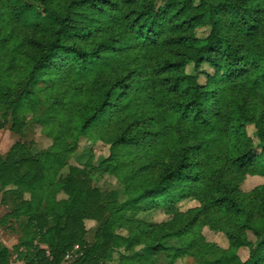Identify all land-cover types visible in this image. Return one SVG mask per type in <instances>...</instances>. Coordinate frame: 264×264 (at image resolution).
<instances>
[{
  "label": "trees",
  "instance_id": "obj_1",
  "mask_svg": "<svg viewBox=\"0 0 264 264\" xmlns=\"http://www.w3.org/2000/svg\"><path fill=\"white\" fill-rule=\"evenodd\" d=\"M0 109L15 132L33 113L54 138L37 155L22 142L0 153V198L17 202L0 224L22 229L23 264H64L77 245L70 264H115L116 251L119 264H264V184L241 189L264 176V0H0ZM81 139L111 144L125 201L69 164ZM163 199L169 220L137 218ZM186 199L199 206L181 213Z\"/></svg>",
  "mask_w": 264,
  "mask_h": 264
},
{
  "label": "rangeland",
  "instance_id": "obj_2",
  "mask_svg": "<svg viewBox=\"0 0 264 264\" xmlns=\"http://www.w3.org/2000/svg\"><path fill=\"white\" fill-rule=\"evenodd\" d=\"M207 29H201L198 32L199 37L206 36L208 34ZM188 73H194V65H190L187 68ZM204 81V78H202ZM31 99L34 103L39 106L40 111L44 110L41 104L40 94H33ZM5 111L0 109V153L4 156L10 151L14 144L18 142L27 143L30 151L37 155L42 152L50 150L54 145V138L50 136L43 126L40 123L34 121L33 113H26L22 118L23 127L21 128V133L15 132L13 127L12 117L8 119L5 123L3 114ZM5 123V127H1ZM248 134L255 142L257 149L262 146V142L259 138V133L255 125H249L247 128ZM112 156L111 144L105 143L101 140H97L95 143L89 142L87 139H81L79 142L78 149L75 153L69 158V164L76 165L80 167H86L89 172V177L93 188L99 189L101 192L110 193L118 192L120 201H125L127 199L126 187L122 181L113 173L106 171V167L109 165L108 160ZM67 170H65V173ZM264 184V176L261 175H248L241 184V189L245 192H250L256 187H259ZM14 188V187H13ZM26 198L29 199V194L26 195ZM59 199L66 198L62 193L58 196ZM166 200H160L157 207H151V204L146 203L143 205V209L138 212L137 218L140 221L147 223H162L170 219V216L166 214L164 210V205ZM17 205L15 199L11 198L7 203H4L0 198V221L4 218L13 207ZM199 203L197 201L186 199L177 204V208L181 213H187L190 209L198 207ZM151 207V208H150ZM9 227L2 226L0 224V241L3 246H8L12 252L11 263L12 264H23L24 262L20 260L19 254L14 249L16 245L20 243V240L23 238L24 233L22 229L18 226L17 222L12 219L9 221ZM87 227L90 229L88 238L90 241H93L95 232L97 230L96 223L94 221H87ZM12 225L14 228H12ZM12 229V230H11ZM118 232H123V229L118 230ZM202 234L205 237L207 242L214 243L223 248H228L229 242L226 235L220 231H216L210 228V226H205L202 229ZM249 237L251 240H254V235L250 232ZM4 242L6 244L4 245ZM171 245H179L177 240L171 241ZM1 247V246H0ZM2 248V247H1ZM25 249L22 248L20 252H24ZM140 251V249H139ZM240 256L244 261L249 258V249L243 248L240 250ZM82 247H76L73 250L70 258L66 260L64 264L72 263L76 258L82 255ZM115 264H119V252L116 251L114 254ZM158 264H167L164 257H161V260ZM174 264H200V261L194 259L190 256L183 257L178 259Z\"/></svg>",
  "mask_w": 264,
  "mask_h": 264
},
{
  "label": "built area",
  "instance_id": "obj_3",
  "mask_svg": "<svg viewBox=\"0 0 264 264\" xmlns=\"http://www.w3.org/2000/svg\"><path fill=\"white\" fill-rule=\"evenodd\" d=\"M76 247L78 248L79 245H77ZM72 253H73V252H72ZM72 253L67 254L66 260L70 258V256H71Z\"/></svg>",
  "mask_w": 264,
  "mask_h": 264
},
{
  "label": "crops",
  "instance_id": "obj_4",
  "mask_svg": "<svg viewBox=\"0 0 264 264\" xmlns=\"http://www.w3.org/2000/svg\"><path fill=\"white\" fill-rule=\"evenodd\" d=\"M0 243H2L1 241H0ZM6 244V242H4V245ZM8 247V246H7ZM44 247V246H43Z\"/></svg>",
  "mask_w": 264,
  "mask_h": 264
}]
</instances>
